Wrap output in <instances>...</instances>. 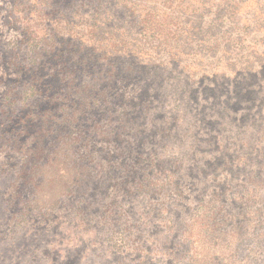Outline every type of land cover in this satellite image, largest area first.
Segmentation results:
<instances>
[{
    "label": "rangeland",
    "instance_id": "obj_1",
    "mask_svg": "<svg viewBox=\"0 0 264 264\" xmlns=\"http://www.w3.org/2000/svg\"><path fill=\"white\" fill-rule=\"evenodd\" d=\"M0 264H264V0H0Z\"/></svg>",
    "mask_w": 264,
    "mask_h": 264
}]
</instances>
